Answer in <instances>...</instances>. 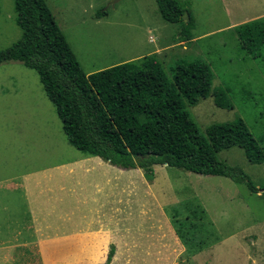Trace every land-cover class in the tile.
I'll return each mask as SVG.
<instances>
[{"label":"rangeland","instance_id":"rangeland-1","mask_svg":"<svg viewBox=\"0 0 264 264\" xmlns=\"http://www.w3.org/2000/svg\"><path fill=\"white\" fill-rule=\"evenodd\" d=\"M45 1L86 74L155 55L172 78L179 61L206 62L214 74V88L227 91L233 108L217 107L213 97L188 105L200 132L242 119L264 149V45L257 56L252 55L236 33L239 25L264 17V0H178L194 20L189 41L181 37L180 25L163 20L155 0ZM101 11L108 14L97 19ZM16 18L14 1L0 0V50L21 38ZM58 145L72 153H59ZM80 153L69 144L38 73L18 61L4 63L0 67V245H7L2 251L8 254L0 256V264H46L38 249L21 247L34 240V223L22 189L10 186L20 182L13 178ZM217 157L241 169L258 188L264 185V163H250L242 149L223 150ZM155 169V179L147 180L165 220L177 215L179 225H185V237L193 226L199 229L189 235L192 245L200 246L193 251L196 261L194 257L186 264H264V190L254 194L246 184L229 178L164 166ZM134 171L108 170L122 179L117 195L129 205L137 199L149 207L148 199L123 192L136 177ZM78 253L80 258L86 256L84 250ZM89 253L87 264H106L110 249Z\"/></svg>","mask_w":264,"mask_h":264},{"label":"trees","instance_id":"trees-1","mask_svg":"<svg viewBox=\"0 0 264 264\" xmlns=\"http://www.w3.org/2000/svg\"><path fill=\"white\" fill-rule=\"evenodd\" d=\"M21 38L0 50V67L18 61L35 70L56 108L71 146L88 157L124 169H142L152 179L155 166L204 176L229 178L258 188L239 168L217 154L242 149L252 164L264 163V149L242 119L213 124L202 134L187 107L213 97L217 107L232 109L230 96L214 88V74L202 60L179 61L172 78L155 55L86 74L45 0H13ZM163 20L181 26L193 38L194 20L178 0H155ZM189 21L183 19L185 12ZM108 12L96 14L100 19ZM242 47L252 55L264 45V17L236 28ZM115 255L112 246L106 264Z\"/></svg>","mask_w":264,"mask_h":264},{"label":"crops","instance_id":"crops-1","mask_svg":"<svg viewBox=\"0 0 264 264\" xmlns=\"http://www.w3.org/2000/svg\"><path fill=\"white\" fill-rule=\"evenodd\" d=\"M56 151L72 153L60 145ZM108 170L131 171L80 153L13 178L20 182L10 186L22 189L34 223V240L21 247L38 249L46 264H82L83 258L87 264L92 258L91 249L112 246L116 251L110 264H186L194 257L196 261L193 251H199L200 246H193L189 235L199 229L193 226L195 229H189V234L186 231L185 237V225H179L177 215L165 220L149 182L154 176L150 180L144 170L133 169L137 175L123 192L148 199L150 206H142L137 199L130 200L129 205V200L115 193L122 179L111 176ZM133 204L139 206L134 209ZM3 248L7 245H0V256L8 254ZM83 250L86 256L80 258L78 252Z\"/></svg>","mask_w":264,"mask_h":264},{"label":"water","instance_id":"water-1","mask_svg":"<svg viewBox=\"0 0 264 264\" xmlns=\"http://www.w3.org/2000/svg\"><path fill=\"white\" fill-rule=\"evenodd\" d=\"M183 19L189 21V14L187 11L183 14Z\"/></svg>","mask_w":264,"mask_h":264}]
</instances>
